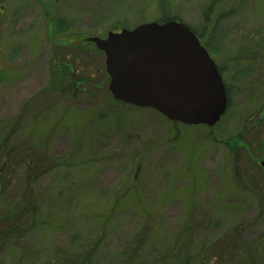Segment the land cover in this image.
Returning <instances> with one entry per match:
<instances>
[{
	"label": "rangeland",
	"instance_id": "374dc122",
	"mask_svg": "<svg viewBox=\"0 0 264 264\" xmlns=\"http://www.w3.org/2000/svg\"><path fill=\"white\" fill-rule=\"evenodd\" d=\"M165 15L194 29L222 71L230 106L213 130L115 101L88 42ZM8 120L22 128L15 149L52 165L26 226L36 264L73 236L96 245L95 264H172L177 253L264 264V0H0Z\"/></svg>",
	"mask_w": 264,
	"mask_h": 264
},
{
	"label": "water",
	"instance_id": "95a60500",
	"mask_svg": "<svg viewBox=\"0 0 264 264\" xmlns=\"http://www.w3.org/2000/svg\"><path fill=\"white\" fill-rule=\"evenodd\" d=\"M88 42L105 54L115 101L156 110L187 126L212 129L225 115L228 95L222 76L184 23L153 22Z\"/></svg>",
	"mask_w": 264,
	"mask_h": 264
},
{
	"label": "trees",
	"instance_id": "16d2710c",
	"mask_svg": "<svg viewBox=\"0 0 264 264\" xmlns=\"http://www.w3.org/2000/svg\"><path fill=\"white\" fill-rule=\"evenodd\" d=\"M167 21L182 22L179 16L170 18L167 15L159 22ZM191 30L196 33L194 29ZM107 78L109 81V76ZM228 93L230 97L229 90ZM21 132L19 121L8 120L0 124V207L4 210L0 214V262L4 255L12 257L18 253L11 264H36L39 255L30 249L27 240L30 231L26 229V226L34 224L40 217V193L35 191L34 185L51 173L52 165L45 158H32L30 150L21 152L15 149L13 144ZM227 144L230 143L227 142ZM236 148L242 147H231L233 150ZM63 162L59 164L60 168L63 167ZM15 178L21 181V189H15L11 195L8 187L13 184ZM22 188L25 190L22 191ZM68 243H70L69 247L56 245V252L45 264H92L94 262L96 245L89 243L83 248L76 246L75 236ZM72 245L76 246L75 249ZM190 262L187 255L181 256L177 253L172 256V264H190Z\"/></svg>",
	"mask_w": 264,
	"mask_h": 264
},
{
	"label": "flooded vegetation",
	"instance_id": "af4514ba",
	"mask_svg": "<svg viewBox=\"0 0 264 264\" xmlns=\"http://www.w3.org/2000/svg\"><path fill=\"white\" fill-rule=\"evenodd\" d=\"M221 73H222V71L221 70H219ZM227 91H228V89H227ZM230 106V100H229V103H228V107ZM228 107H227V110H228ZM175 124H178V123H175ZM182 125V124H181ZM229 145V147L231 148V146H230V144H228ZM263 153H264V146H263ZM262 158H264V155H263V157Z\"/></svg>",
	"mask_w": 264,
	"mask_h": 264
}]
</instances>
